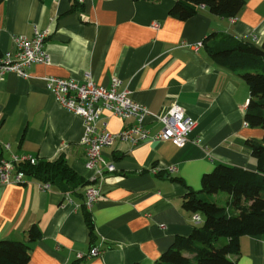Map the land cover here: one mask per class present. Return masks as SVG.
Masks as SVG:
<instances>
[{
  "label": "crops",
  "instance_id": "1",
  "mask_svg": "<svg viewBox=\"0 0 264 264\" xmlns=\"http://www.w3.org/2000/svg\"><path fill=\"white\" fill-rule=\"evenodd\" d=\"M174 3H0V55L15 48V35L32 37L36 27L49 32L50 54V61L33 64L27 77L0 74V159L11 153L39 160L64 156L86 186L101 191L87 208L94 222L91 236L85 220L86 186L65 190L52 184L43 190L30 176L24 184H0V240L28 242L27 264H154L178 235H189L204 221L202 216L195 222V213L183 202L189 189H202L205 173L220 163L257 169L247 140H262L264 129L246 125L250 86L241 72L214 61L204 42L217 32L262 44L264 0H245L236 17L216 15L200 5L187 20L171 15ZM87 74L105 86L113 77L121 78L120 88L150 110L145 122L152 133L161 128L155 114L178 102L197 121L187 143L178 147L150 140L133 147L117 141L102 153L116 170L101 181L94 179L80 142L83 119L57 101L46 80L57 76L82 81ZM103 117L114 132L133 122L109 111ZM5 143L11 144L9 151ZM170 166L177 169L170 171ZM230 199L228 194L227 206ZM34 225L41 237L29 241ZM94 246L102 252L88 256ZM79 253L85 256L79 258ZM233 258L235 264H264V233L242 236L240 254Z\"/></svg>",
  "mask_w": 264,
  "mask_h": 264
},
{
  "label": "trees",
  "instance_id": "2",
  "mask_svg": "<svg viewBox=\"0 0 264 264\" xmlns=\"http://www.w3.org/2000/svg\"><path fill=\"white\" fill-rule=\"evenodd\" d=\"M244 4L245 0H175L170 13L187 20L197 14L200 5H205L213 14L236 17ZM204 43L214 61L241 72L248 82L251 97L245 119L249 125L264 129V41L259 45L231 34L212 32ZM247 144L257 161V169L220 163L213 171L205 173L202 189H189L183 202L186 210L199 213L204 221L189 235H178L154 264H235L233 256L240 254L241 237L264 233V137L249 139ZM17 168L37 181L60 184L65 190L88 184L64 156L39 160L37 164L19 163ZM219 191L230 195L228 206L206 197ZM84 208L85 220L94 236L91 213L86 206ZM40 237L41 231L34 225L29 231V241ZM223 239L227 242L219 245ZM30 252L28 242L0 240V264H27Z\"/></svg>",
  "mask_w": 264,
  "mask_h": 264
},
{
  "label": "built area",
  "instance_id": "3",
  "mask_svg": "<svg viewBox=\"0 0 264 264\" xmlns=\"http://www.w3.org/2000/svg\"><path fill=\"white\" fill-rule=\"evenodd\" d=\"M85 3L89 0H77ZM159 26V23H155ZM49 32L35 28L34 35H15V48L5 51L0 55V74L15 72L21 77L29 75V69L33 64H43L50 61V54L46 47V39ZM48 88L53 92L57 101L68 110L80 115L83 119V134L81 144L85 146L87 169L94 170V179L103 180L107 173L114 172L116 166L113 161H107L103 157V149L114 145L117 141L128 142L133 147L146 141H171L178 147L184 146L190 134L197 125V121L190 116L185 108L174 101L162 113L155 114L161 128L152 133L146 127V117L150 110L142 103L133 100L127 89H121L122 80L118 76L112 78L107 86L96 82L91 74H87L84 80L74 78H61L48 76L46 78ZM109 111L122 119H133L119 131H109L104 112ZM100 123L102 127L100 126ZM246 125H249L246 122ZM6 150L11 149L10 143H5ZM39 159L31 154L11 153L8 158L0 159V184H24L27 183V174L19 170V163L37 164ZM177 168L170 166L169 170ZM37 184L43 190L51 188L50 182L38 181ZM85 206L91 209L101 195L100 187L86 186ZM194 221L200 223L202 216L195 213ZM97 246L91 248L88 256H96L101 253ZM85 254L79 253L83 258Z\"/></svg>",
  "mask_w": 264,
  "mask_h": 264
},
{
  "label": "rangeland",
  "instance_id": "4",
  "mask_svg": "<svg viewBox=\"0 0 264 264\" xmlns=\"http://www.w3.org/2000/svg\"><path fill=\"white\" fill-rule=\"evenodd\" d=\"M206 197L208 199L215 200L216 203H218L219 205L227 206L228 193L224 191H219L217 194L206 195ZM224 242H225V239L221 240L219 245L223 244Z\"/></svg>",
  "mask_w": 264,
  "mask_h": 264
}]
</instances>
